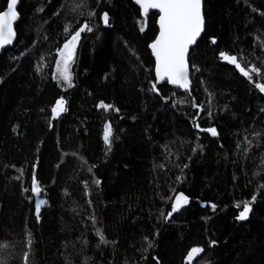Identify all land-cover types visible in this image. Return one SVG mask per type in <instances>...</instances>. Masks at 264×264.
<instances>
[{
  "label": "trees",
  "instance_id": "trees-1",
  "mask_svg": "<svg viewBox=\"0 0 264 264\" xmlns=\"http://www.w3.org/2000/svg\"><path fill=\"white\" fill-rule=\"evenodd\" d=\"M17 10L15 42L0 52V264H188L193 247L203 251L192 264H264V0H203L190 90L164 81L158 93L156 11L133 0ZM84 24L69 87L54 79L58 53ZM220 52L260 72L250 80ZM180 193L189 202L168 217Z\"/></svg>",
  "mask_w": 264,
  "mask_h": 264
},
{
  "label": "snow or ice",
  "instance_id": "snow-or-ice-1",
  "mask_svg": "<svg viewBox=\"0 0 264 264\" xmlns=\"http://www.w3.org/2000/svg\"><path fill=\"white\" fill-rule=\"evenodd\" d=\"M137 4L142 9V14L147 13L152 9L159 10V34L155 40L149 45L152 53L155 57L156 65V81H164L177 85L181 88L188 89L189 87V75L187 64V53L189 46L194 44L197 38L200 36L204 29V16L202 13V0H136ZM18 0H7V8L4 11H0V47L10 44L15 32L13 30V23L18 19V13L16 10ZM102 20L105 24H108V14L104 13ZM144 29L141 28V31ZM65 31L68 29L66 27ZM84 31H92V29L84 24L74 34L70 33V39L66 40L63 48L59 50L60 59L57 61V70L54 74V79L63 81L69 87L72 85V73L70 71L77 43L80 39V35ZM215 42V40H213ZM221 58L228 63L234 65L244 76L252 79V73H259L260 69L252 67L250 70L241 65L236 56L228 55L224 52L220 53ZM256 87L264 92V84H256ZM153 90H156V84L152 86ZM104 110H109L112 105H106L103 102L99 105ZM66 111L65 101L63 98L56 101L55 106L52 108L53 116H59ZM199 127V125H196ZM211 135L216 136L217 131L215 128L206 129ZM112 127L111 125H105L104 128V141L106 144L111 143ZM96 183H99L97 181ZM31 191L34 195L39 196L41 189L38 182L33 176ZM256 197L253 196L252 200ZM188 198L180 193L175 197L172 203V212L168 213V217L173 212L178 211L181 207L188 204ZM45 203L44 200L36 201V213L39 217L41 205ZM240 207V205H237ZM215 208V205H213ZM251 211V202H244L242 210L237 216L238 220L247 219ZM167 218V217H166ZM101 242H104V236L98 231ZM215 243V242H213ZM203 250L199 247H193L187 254L186 260L188 264H192L193 260ZM27 253L25 257L27 258ZM27 264V259H26Z\"/></svg>",
  "mask_w": 264,
  "mask_h": 264
},
{
  "label": "water",
  "instance_id": "water-1",
  "mask_svg": "<svg viewBox=\"0 0 264 264\" xmlns=\"http://www.w3.org/2000/svg\"><path fill=\"white\" fill-rule=\"evenodd\" d=\"M18 3H19V0H18ZM18 3H17V6H18ZM133 3H134V4L140 9V11H141V13H142V9H141L140 5L137 4L136 0H133ZM17 6H16V10H17ZM6 8H7V5H6V7L4 8V10H6ZM4 10H2V11H4ZM150 11H156V12L158 13L157 18H156L157 33H156L154 39L148 44V49H149V52H150V54H151V56H152V59H153V74H154V77H155V80L151 82V85L153 86L154 83H155V84H160V83H162V82H164V81L167 82V80L160 81V82H157V81H156V72H155L156 61H155V57H154V55H153V53H152V50H151V48L149 47V45L155 40L156 36L159 34V23H158V21H159V10H158V9H152V10H150ZM17 13H18V10H17ZM202 13H203V0H202ZM19 16H20V15H19V13H18V19H19ZM203 16H204V13H203ZM18 19L13 23V30H14V32H15V36L13 37L12 42H11L10 44L4 45L3 47H0V52H1L3 49H5V48H7V47H10V46H12V45L14 44L15 39H16V36H17L16 29H15V25H16ZM204 26H205V19H204ZM203 31H204V29H203ZM203 31L201 32V34L203 33ZM201 34H200V36H201ZM200 36L197 38L196 42L198 41V39L200 38ZM196 42H195L194 44H192V45L189 46L188 53H187V56H186L187 64H188L189 82H190V83H189V87H188V89H184V88H181V87H179V86H177V85H173V84L167 82L168 85L173 86V87H178V88H180V89L183 90V91H189V90H190L191 79H190V66H189V62H188V55H189V51H190V49L196 44ZM220 53H221V52H220ZM220 53H219V57H220V59H221L222 62H225V63H227V64H229V65H231V66H234V65L228 63L227 61L223 60V59L221 58ZM228 55H230V54H228ZM231 56H235V55H231ZM234 67H235V66H234ZM152 89H153V88H152ZM153 91H154V90H153ZM154 92H155V93H158L157 87H156V90H155ZM35 206H36V204H35ZM35 214H36V216H37V213H36V207H35ZM37 218H38V217H37Z\"/></svg>",
  "mask_w": 264,
  "mask_h": 264
},
{
  "label": "rangeland",
  "instance_id": "rangeland-1",
  "mask_svg": "<svg viewBox=\"0 0 264 264\" xmlns=\"http://www.w3.org/2000/svg\"><path fill=\"white\" fill-rule=\"evenodd\" d=\"M65 43H66V42H65ZM63 46H64V44H63ZM63 46H62L60 49H62ZM59 59H60V55H59V53H58V59H57V60H59Z\"/></svg>",
  "mask_w": 264,
  "mask_h": 264
}]
</instances>
